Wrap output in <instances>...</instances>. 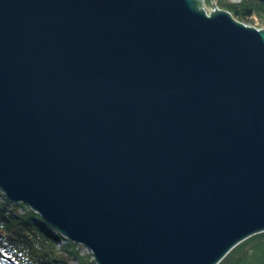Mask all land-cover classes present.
<instances>
[{"label":"water","instance_id":"water-1","mask_svg":"<svg viewBox=\"0 0 264 264\" xmlns=\"http://www.w3.org/2000/svg\"><path fill=\"white\" fill-rule=\"evenodd\" d=\"M212 6L0 0V192L96 264L264 232V29Z\"/></svg>","mask_w":264,"mask_h":264},{"label":"trees","instance_id":"trees-1","mask_svg":"<svg viewBox=\"0 0 264 264\" xmlns=\"http://www.w3.org/2000/svg\"><path fill=\"white\" fill-rule=\"evenodd\" d=\"M214 2L238 22L264 29V3L258 0H203ZM213 9V6H212ZM82 246L54 232L39 215L22 203L9 201L0 192V264H96ZM218 264H264V232L244 239Z\"/></svg>","mask_w":264,"mask_h":264},{"label":"rangeland","instance_id":"rangeland-1","mask_svg":"<svg viewBox=\"0 0 264 264\" xmlns=\"http://www.w3.org/2000/svg\"><path fill=\"white\" fill-rule=\"evenodd\" d=\"M212 3H213V2H211V3H210V2H209V3L207 2V3H206V7H207V9H208V12H209V11H212ZM81 251H82V253H84V252L87 253V252H88L83 246H82V250H81ZM88 253H89V252H88Z\"/></svg>","mask_w":264,"mask_h":264},{"label":"built area","instance_id":"built-area-1","mask_svg":"<svg viewBox=\"0 0 264 264\" xmlns=\"http://www.w3.org/2000/svg\"><path fill=\"white\" fill-rule=\"evenodd\" d=\"M215 9H218V8H215ZM213 10V9H212Z\"/></svg>","mask_w":264,"mask_h":264}]
</instances>
